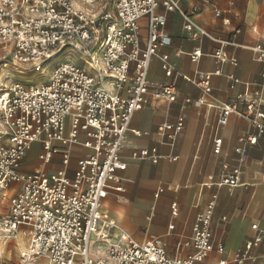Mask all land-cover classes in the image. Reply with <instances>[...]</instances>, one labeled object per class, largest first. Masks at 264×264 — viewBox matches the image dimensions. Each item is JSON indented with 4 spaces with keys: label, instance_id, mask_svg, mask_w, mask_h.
<instances>
[{
    "label": "built area",
    "instance_id": "obj_1",
    "mask_svg": "<svg viewBox=\"0 0 264 264\" xmlns=\"http://www.w3.org/2000/svg\"><path fill=\"white\" fill-rule=\"evenodd\" d=\"M199 1L202 6L211 4V0ZM103 3L104 0H0V44L9 48L4 62L16 67L20 75L37 74L52 66L47 80L39 85L25 88L14 81L0 89V127L5 136L0 145V190L12 192L9 215L0 220V232L27 236L20 264H210L208 255L212 251L223 253L224 248L211 240L209 210L197 216L191 237L178 244V248L192 250L181 258L167 256L154 241L135 240L101 212L108 183L117 180V172L126 167L120 151L133 115L155 99L177 100L173 84H153L148 80L151 60L159 49L171 44L164 31L165 14L177 12L192 41H212L206 29L193 19L202 6L193 5L186 11L180 0H111L107 9ZM159 8L162 14L157 12ZM215 15L220 12L216 10ZM142 19L146 20L143 42L139 25ZM251 51L264 66V46L255 44ZM187 55L195 63L204 54L194 50ZM209 56L222 64H237L221 48ZM78 58H83L82 65L73 62ZM160 60L165 75L170 76L168 56L162 55ZM261 77L260 89L264 88V73ZM227 78L230 88L239 82L233 75ZM189 81L204 93L211 91L209 75ZM238 100L248 103L249 123L256 132L240 141L255 144L264 137L261 102H248L244 96ZM232 114H241L237 103L220 107L218 126L226 125ZM182 125V118H178L174 125H158L157 133L172 145ZM53 141L89 150L77 161L72 179L65 169L51 174L20 171L35 142L42 145L40 159L49 162L56 152ZM221 146L222 139L215 137L213 153L220 154ZM234 150L242 161L245 148ZM139 157L153 163L158 159L155 149H143ZM62 164H68L67 152L63 153ZM238 171L233 167L219 185L234 188ZM171 211L176 216V204L171 205ZM251 229L256 233L246 239L231 260L212 264L257 260L264 264V252L255 254L260 248L264 250V233L256 224ZM111 231L117 233L116 240L111 238ZM98 245L106 247L102 256L97 255Z\"/></svg>",
    "mask_w": 264,
    "mask_h": 264
},
{
    "label": "crops",
    "instance_id": "obj_2",
    "mask_svg": "<svg viewBox=\"0 0 264 264\" xmlns=\"http://www.w3.org/2000/svg\"><path fill=\"white\" fill-rule=\"evenodd\" d=\"M193 5L202 6L199 0H180L186 11ZM216 10L219 16L215 15ZM157 12L163 13L161 8ZM165 18L164 31L171 44L159 49L151 60L148 80L153 84H173L177 100L155 99L133 115L120 151L126 167L117 172V180L108 183L101 212L135 240L154 241L167 256L181 258L192 250L178 248V244L191 237L197 216L209 210L211 240L215 245L221 243L224 251L220 254L212 251L206 260L210 264L231 260L246 239L256 233L251 229L253 224L264 233V137L251 145L240 141L256 132L249 123L248 103L238 100L240 96L248 102L259 99V109L264 110V88L259 87L264 66L253 58L251 51L255 44L264 46V0H211L210 5H203L193 19L206 29L212 41L189 39L177 12L165 14ZM139 25L143 42L146 20L142 19ZM220 48L237 60V64H222L210 58ZM194 50L204 54L195 63L187 55ZM162 55L168 56L170 76L162 69ZM216 71L218 74H214ZM200 75H209V93L189 81ZM229 75L239 81L232 88ZM232 103H237L241 114H232L226 125L218 126L220 107ZM178 118H182V129L170 145L157 133V126L174 125ZM215 137L222 139L220 154L212 151ZM52 144L56 152L47 163L39 158L43 153L41 143L32 144L20 171L51 174L65 169L67 177L72 179L77 161L86 157L89 150L59 141ZM237 147L246 150L240 162V155L234 150ZM143 149H155L157 162L141 159L139 152ZM65 152L68 153L66 166L62 164ZM223 165L227 168L223 169ZM233 167L239 169L236 186L219 185ZM8 194L10 197L12 192ZM172 204H176V216L171 214ZM110 236L114 240L117 233L111 231ZM105 250V245H98L97 255H104ZM263 252L260 248L255 254L260 256ZM246 264L262 263L257 260Z\"/></svg>",
    "mask_w": 264,
    "mask_h": 264
},
{
    "label": "rangeland",
    "instance_id": "obj_3",
    "mask_svg": "<svg viewBox=\"0 0 264 264\" xmlns=\"http://www.w3.org/2000/svg\"><path fill=\"white\" fill-rule=\"evenodd\" d=\"M103 5L110 9L111 0H104ZM9 53V48L0 44V89L10 82H20L25 88L35 86L47 80L51 72L52 66L46 68L40 73L33 75H20L16 71V67L4 62L5 55ZM62 58H58L53 65L61 62ZM73 62L82 65L83 58L74 59ZM4 131L0 127V145L4 142ZM42 155V154H41ZM40 155V157H41ZM39 157V158H40ZM9 194L7 191L0 190V220L9 215ZM18 239H22L23 246L18 245ZM27 247V236L18 233L14 236H7L0 232V264H20V255Z\"/></svg>",
    "mask_w": 264,
    "mask_h": 264
},
{
    "label": "bare ground",
    "instance_id": "obj_4",
    "mask_svg": "<svg viewBox=\"0 0 264 264\" xmlns=\"http://www.w3.org/2000/svg\"><path fill=\"white\" fill-rule=\"evenodd\" d=\"M116 239H117V238H115L114 240H116ZM18 245H19L20 247L23 246L22 239H18Z\"/></svg>",
    "mask_w": 264,
    "mask_h": 264
}]
</instances>
